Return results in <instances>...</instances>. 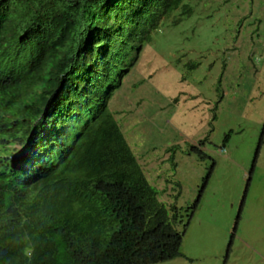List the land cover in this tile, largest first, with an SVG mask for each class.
<instances>
[{
    "label": "trees",
    "instance_id": "1",
    "mask_svg": "<svg viewBox=\"0 0 264 264\" xmlns=\"http://www.w3.org/2000/svg\"><path fill=\"white\" fill-rule=\"evenodd\" d=\"M190 10L182 0H0V264L180 255L179 208L157 199L107 106L140 37ZM202 144L188 150L202 158Z\"/></svg>",
    "mask_w": 264,
    "mask_h": 264
},
{
    "label": "rangeland",
    "instance_id": "2",
    "mask_svg": "<svg viewBox=\"0 0 264 264\" xmlns=\"http://www.w3.org/2000/svg\"><path fill=\"white\" fill-rule=\"evenodd\" d=\"M182 1L189 14L140 37L107 106L157 199L179 208L180 255L155 264H264V0ZM204 138L201 158L188 149Z\"/></svg>",
    "mask_w": 264,
    "mask_h": 264
},
{
    "label": "clouds",
    "instance_id": "3",
    "mask_svg": "<svg viewBox=\"0 0 264 264\" xmlns=\"http://www.w3.org/2000/svg\"><path fill=\"white\" fill-rule=\"evenodd\" d=\"M200 140H198L197 142H195L194 144H190V145H197V143L199 142ZM204 141V139L202 140V142ZM203 145V144H202ZM202 147V146H201Z\"/></svg>",
    "mask_w": 264,
    "mask_h": 264
}]
</instances>
